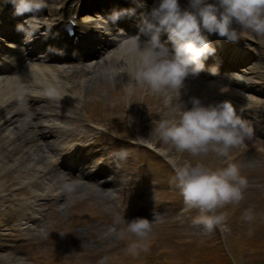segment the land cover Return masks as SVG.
I'll list each match as a JSON object with an SVG mask.
<instances>
[{
  "label": "rangeland",
  "instance_id": "obj_1",
  "mask_svg": "<svg viewBox=\"0 0 264 264\" xmlns=\"http://www.w3.org/2000/svg\"><path fill=\"white\" fill-rule=\"evenodd\" d=\"M32 16L26 14L28 22ZM237 29L242 35L238 47L243 49L242 54L237 53L238 60L232 57L237 63L228 70L221 69L223 72L214 84L217 92L200 85L201 90L209 92L204 104L231 102L237 114L253 129L252 137L242 146L232 148L228 157L210 154L200 158V162L213 170L235 163L249 181L244 200L238 206L222 209L227 216L223 231L216 229L209 233L202 225H194L192 221L201 215L197 209L181 212L186 207L179 188L166 184L160 159L143 149L152 146L159 153L168 151L171 157L178 158L177 165L197 162L188 153L181 155L171 145L163 144L155 132L159 121L171 118L170 110L184 106L189 98L179 102L171 91L152 94L148 89L142 104L138 97L141 86L135 83L133 75L98 74L91 84L90 81L86 84L87 91L79 99L74 97V101L66 103V116L57 115L56 108H50V114L29 111V120H24V113L13 115L12 121L0 127V191L20 187L8 197H0V264H100L105 257L108 258L105 264H158L147 260L157 249L169 264H264V34L239 26ZM223 52L235 55L233 50ZM123 86L133 88L130 102L123 97ZM185 92L196 93L195 97L201 98L197 89L186 84L181 90ZM166 97H172V102ZM78 104H87V113L95 122L91 126L83 123V117L80 120L84 126L78 121ZM8 110L6 107L0 117L9 115ZM175 118H179L178 114ZM51 120L59 126H52ZM81 130L87 132L83 137L85 147L75 154H87L86 161L78 160L82 171L97 158L100 163L106 162L108 156L112 159L113 165L96 175L103 179L111 177L104 189L90 186L93 178L88 176L83 180L68 178L69 169L60 164L42 177L39 176L42 172H25L32 164L44 167L48 156L58 155L52 152L56 145L50 146L53 140L59 144L73 139L72 142L81 144L78 138ZM22 131L29 134L25 145L30 150L23 155L13 154V149L19 151L17 143L22 140ZM120 149L127 151L125 159L114 155ZM12 156L17 157L18 163L12 161ZM76 184L80 190L72 191ZM48 187L54 188V194L60 192V196L38 198V191L45 192ZM248 208L254 212L251 225L242 219ZM137 217L154 223L148 251L133 257L126 251L131 240L120 239L118 234ZM8 226L11 228L4 230ZM49 255L56 259L48 260Z\"/></svg>",
  "mask_w": 264,
  "mask_h": 264
},
{
  "label": "clouds",
  "instance_id": "obj_2",
  "mask_svg": "<svg viewBox=\"0 0 264 264\" xmlns=\"http://www.w3.org/2000/svg\"><path fill=\"white\" fill-rule=\"evenodd\" d=\"M12 3L17 15L35 14L46 7L44 0H12ZM119 16V13H113V22ZM237 26L264 34V0H187L185 6L180 0H158L139 26L135 47L142 55L133 75L135 83L146 86L152 94L169 91L179 94L185 81L189 77H198L205 68V61L215 55L209 37L217 35L236 42ZM163 34H166V40L161 39ZM125 91L129 96L133 94L131 86ZM48 95L51 98L58 96L55 90H49ZM170 111L171 118L159 121L156 134L163 144L171 145L173 151L181 155L188 153L197 158V162L177 165L175 159L178 158L171 157L168 151H162L161 155L172 163L174 181L185 206L201 213L192 223L202 225L209 233L216 229L223 231L227 216L222 209L228 205L238 206L244 200L249 181L240 174L235 163L213 170L200 162V158L210 154L228 157L232 148L242 146L252 137L253 129L229 101L204 104L193 96L184 106ZM114 155L125 159L127 151L120 149ZM242 219L251 225L253 209H246ZM153 223L137 217L118 234L120 239L128 237L131 240L126 250L128 254L136 257L140 252L148 251ZM248 235H252L251 227ZM107 259L103 258L100 264H105Z\"/></svg>",
  "mask_w": 264,
  "mask_h": 264
},
{
  "label": "bare ground",
  "instance_id": "obj_3",
  "mask_svg": "<svg viewBox=\"0 0 264 264\" xmlns=\"http://www.w3.org/2000/svg\"><path fill=\"white\" fill-rule=\"evenodd\" d=\"M55 1L56 0H44L46 7H44L41 11L33 14L31 20L32 22L30 23V28L33 34L34 32L37 33V30L41 33L48 31L50 29L49 26L51 24V21L52 23L56 22L53 13ZM186 4V1L184 3H181L182 6H185ZM42 37H44V35H42ZM164 38L165 39L162 40L167 39V37ZM135 44L136 39H133L126 45H123L122 47L116 49L114 53L110 55L112 57L111 61L109 60V56H107V58H105L103 62H98L97 67H101L99 72H102L101 74L106 75L112 74L113 76H120L117 75V73L121 72L122 70L123 74L128 77H130L132 74L134 75L138 59L142 55V53L137 51ZM168 46L169 48H171V44H169ZM27 49L29 52L32 51L31 46H28ZM60 57L63 56L61 55ZM219 60L224 62L227 61L229 63L233 61L230 56L224 55H221V59ZM87 67L91 68L90 66ZM83 68L77 71L74 70L70 72L67 69L57 67L56 65L47 66L45 64H41L29 65L28 72H26V69V71L21 76L16 75L17 77L9 75L4 76L0 74V114L4 112V109H6V107H9L10 110L8 111L10 113H24L26 115L24 117V120H29V113L27 108L32 106L33 103H36V110L42 111L45 110V108L43 109L44 105L47 106L46 109H49L48 107L50 103H63L57 101L60 97H73L76 95L81 96L82 92H86L87 82L92 81L93 78L97 75H92L93 72H97L95 70L96 68H94L92 69V72H88L91 74H88L86 77H81L78 79L71 78V74L76 73L81 75L82 72L86 71V68L85 70H83ZM185 84L188 83L185 82ZM49 90H55L58 94L57 98H51L48 95ZM167 98L168 97H166V99ZM2 117H0V119ZM13 118L14 116L5 118L2 121L3 124H0V127H3L5 123H9L10 121H12ZM22 133L23 131L20 132V136H22V142L18 143V147H20V155H23V152L26 150L25 142L30 139L29 134ZM49 133L53 132L49 131ZM17 136H19V134H17ZM15 160H18L17 157L12 156V161L14 162ZM52 170H54V168ZM46 172H50V170H47L44 166L42 175H46ZM78 189L79 187L76 184V187L72 188V191H77Z\"/></svg>",
  "mask_w": 264,
  "mask_h": 264
}]
</instances>
